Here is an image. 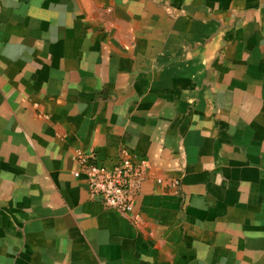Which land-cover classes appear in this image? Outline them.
I'll return each instance as SVG.
<instances>
[{"label":"crops","instance_id":"0c3cea01","mask_svg":"<svg viewBox=\"0 0 264 264\" xmlns=\"http://www.w3.org/2000/svg\"><path fill=\"white\" fill-rule=\"evenodd\" d=\"M0 264H264V0H0Z\"/></svg>","mask_w":264,"mask_h":264},{"label":"built area","instance_id":"2783aa9c","mask_svg":"<svg viewBox=\"0 0 264 264\" xmlns=\"http://www.w3.org/2000/svg\"><path fill=\"white\" fill-rule=\"evenodd\" d=\"M78 159L80 167L74 175L86 179L95 200L119 212L132 214L134 220L140 219L135 212V201L148 166L145 158L129 147H122L113 167L98 163L94 152L79 153Z\"/></svg>","mask_w":264,"mask_h":264}]
</instances>
